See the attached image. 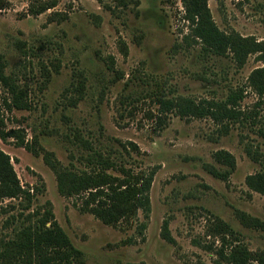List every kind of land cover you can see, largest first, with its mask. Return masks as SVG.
Wrapping results in <instances>:
<instances>
[{
  "label": "rangeland",
  "instance_id": "1",
  "mask_svg": "<svg viewBox=\"0 0 264 264\" xmlns=\"http://www.w3.org/2000/svg\"><path fill=\"white\" fill-rule=\"evenodd\" d=\"M8 1L0 10V55L6 74L28 90L31 108L3 109L6 130L20 131L64 166L89 170L85 159L97 151L152 182L147 217L139 210L129 222L106 225L80 210V197L60 194L42 155L18 147L14 137L0 139L32 195L29 206L0 199V239L49 203L86 264H220L205 248L220 246L211 236L214 216L251 251H264V226L254 224L264 223V194L247 181L264 171V99L248 83L264 66L256 55L238 67L231 55L206 51L191 35L181 0H46L56 5L38 14L29 12L34 0ZM208 5L221 32L264 41V0ZM236 89L244 91L239 109L258 118L220 124L168 113L166 124L159 122L156 92L200 102L223 101ZM4 97L0 87L2 107ZM220 151L236 161L227 182L211 173L227 169L215 158ZM241 212L252 220H242ZM165 229L173 242L163 237Z\"/></svg>",
  "mask_w": 264,
  "mask_h": 264
},
{
  "label": "trees",
  "instance_id": "2",
  "mask_svg": "<svg viewBox=\"0 0 264 264\" xmlns=\"http://www.w3.org/2000/svg\"><path fill=\"white\" fill-rule=\"evenodd\" d=\"M97 1L103 4V0ZM208 1L181 0L184 19L189 22L192 37L200 40L203 48L210 53L231 55L238 67H243L251 55H256L258 61L264 64V41L242 37L237 32L229 34L221 32L213 21ZM9 5L8 0H0V10ZM55 5V1L34 0L29 12L42 13ZM35 7L37 9H34ZM122 49L123 54L127 55L125 43H122ZM5 68L6 63L0 55V87L6 93L2 101L3 107L0 106V139L7 142L8 138L14 137L18 147L25 148L35 156L42 155L45 164L56 176L60 194L80 197L83 200L80 210L92 214L102 223L115 227L121 222H129L137 216L139 210H143L147 217L150 211L148 191L152 176L134 174L122 166L118 169L115 161L97 151H93L85 159L93 165L89 170L64 166L54 153L26 141L20 131L6 130L2 110L8 112L30 110L31 102L28 90L20 86L13 76L7 75ZM248 83L257 95L264 99V66L251 73ZM154 95L159 105L158 119L161 124H166L168 113L186 119L210 117L220 124L229 120L244 125L249 119L258 118V115L246 114L239 109L240 102L244 99V91L241 89L232 91L223 101L196 102L182 96L167 98L159 92ZM260 133L264 134V128ZM246 150L248 154H252L249 148ZM215 158L227 169L221 171L212 169L211 173L227 182L235 169V158L224 151L217 152ZM109 169L119 170L123 177L109 174L107 172ZM247 181L250 186L257 187L256 189L264 194V171L248 177ZM4 198L22 199L29 206L32 195L21 186L10 156L0 149V199ZM239 215L245 222L252 220L242 212ZM254 224L264 226V223L258 220ZM211 236L218 238L220 246L215 247L213 243L205 248L215 253L220 264H264V251H251L236 230L215 216ZM163 237L173 242L167 229L163 231ZM0 264H86V262L84 253L72 244L56 221L50 204L47 203V208L42 213L34 211L26 222L13 230L9 238L0 239Z\"/></svg>",
  "mask_w": 264,
  "mask_h": 264
}]
</instances>
